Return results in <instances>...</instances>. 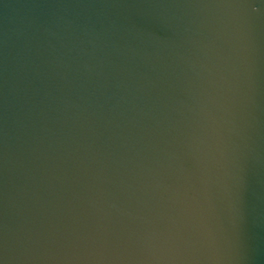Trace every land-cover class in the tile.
<instances>
[{
  "label": "water",
  "instance_id": "1",
  "mask_svg": "<svg viewBox=\"0 0 264 264\" xmlns=\"http://www.w3.org/2000/svg\"><path fill=\"white\" fill-rule=\"evenodd\" d=\"M0 264H264V0H0Z\"/></svg>",
  "mask_w": 264,
  "mask_h": 264
}]
</instances>
